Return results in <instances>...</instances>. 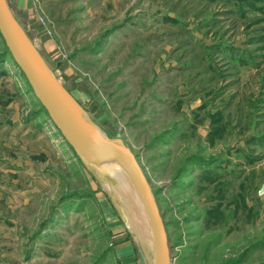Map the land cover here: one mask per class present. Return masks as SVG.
<instances>
[{"label": "rangeland", "instance_id": "rangeland-1", "mask_svg": "<svg viewBox=\"0 0 264 264\" xmlns=\"http://www.w3.org/2000/svg\"><path fill=\"white\" fill-rule=\"evenodd\" d=\"M6 3L91 121L134 154L170 264H264V0ZM3 50L0 37V264L149 262L151 240L138 249Z\"/></svg>", "mask_w": 264, "mask_h": 264}, {"label": "water", "instance_id": "water-1", "mask_svg": "<svg viewBox=\"0 0 264 264\" xmlns=\"http://www.w3.org/2000/svg\"><path fill=\"white\" fill-rule=\"evenodd\" d=\"M0 37L4 46L3 52L11 57L21 71L39 106L87 173L102 185L111 181L113 174L126 178L148 224L152 246L151 264H170L164 223L153 192L134 154L120 138L105 136L91 121L81 105L47 66L12 15L6 0H0ZM108 196L120 209L109 190ZM137 247L139 249L138 244ZM142 257L144 264H148L146 258L143 255Z\"/></svg>", "mask_w": 264, "mask_h": 264}, {"label": "bare ground", "instance_id": "bare-ground-1", "mask_svg": "<svg viewBox=\"0 0 264 264\" xmlns=\"http://www.w3.org/2000/svg\"><path fill=\"white\" fill-rule=\"evenodd\" d=\"M106 183L107 184L103 186L106 189L108 188V190L113 195L114 199L118 202V205L124 215V218L129 224L131 230L134 232L138 240L137 241L138 246L142 251V247H141L142 243L140 242L139 238H141L145 244H148V241L149 239L151 240V237L145 215L128 181L120 174H113L112 180L107 181ZM134 230L137 232L138 236ZM148 259H150L149 260L150 263L148 261L147 263L151 264L152 258L149 257Z\"/></svg>", "mask_w": 264, "mask_h": 264}, {"label": "trees", "instance_id": "trees-1", "mask_svg": "<svg viewBox=\"0 0 264 264\" xmlns=\"http://www.w3.org/2000/svg\"><path fill=\"white\" fill-rule=\"evenodd\" d=\"M4 51V50H3ZM5 54V53H4Z\"/></svg>", "mask_w": 264, "mask_h": 264}]
</instances>
